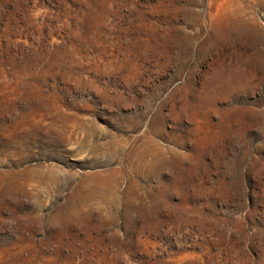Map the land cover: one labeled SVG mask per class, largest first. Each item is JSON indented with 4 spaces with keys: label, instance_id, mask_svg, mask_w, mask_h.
<instances>
[{
    "label": "rangeland",
    "instance_id": "rangeland-1",
    "mask_svg": "<svg viewBox=\"0 0 264 264\" xmlns=\"http://www.w3.org/2000/svg\"><path fill=\"white\" fill-rule=\"evenodd\" d=\"M0 264H264V0H0Z\"/></svg>",
    "mask_w": 264,
    "mask_h": 264
}]
</instances>
